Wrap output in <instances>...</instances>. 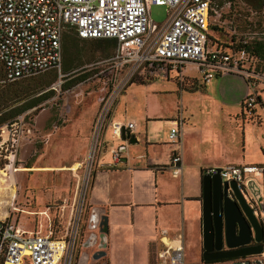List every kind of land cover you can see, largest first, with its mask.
<instances>
[{
  "label": "rangeland",
  "instance_id": "374dc122",
  "mask_svg": "<svg viewBox=\"0 0 264 264\" xmlns=\"http://www.w3.org/2000/svg\"><path fill=\"white\" fill-rule=\"evenodd\" d=\"M243 1L248 6L258 7L262 0ZM217 7H221L222 19L226 20L224 0H218ZM149 16L154 23L162 22L166 16L164 6L150 5ZM234 25L233 39L259 38V17L252 20L238 17ZM216 38L219 43H227L229 34L221 30ZM61 48L59 72L47 70L29 77L40 76L41 82L49 80L47 89H51V96L0 128V190L9 189L7 196H0V221L12 220L27 230L50 225L59 237L71 227L74 229L77 223L71 264H78L81 254L89 257L95 249V245L84 247L82 243L91 232L86 193L96 160V153L90 159L88 152L102 107L108 108L100 131L107 140V147L118 143L110 138L108 129L109 121L115 119L132 120L137 132L169 143L170 125L165 120L180 110L184 117L182 128L190 137L193 136L191 131L204 127L230 130L233 155L239 151L241 121L251 120L259 125L264 123V115L254 110L250 114L235 113L245 91L249 90L236 74L213 77L206 85L190 77L179 85L172 76L167 79L156 75L136 76L131 83L119 88L115 86L118 69L108 61L114 51V41L82 40L68 33L61 40ZM186 73L197 74L193 69H186ZM82 74V79L72 83L73 78ZM63 84L68 86L62 88ZM259 89L264 99V84H260ZM146 115L156 118L146 121ZM261 128L260 133L264 132V124ZM260 133L259 142L264 144ZM82 140H86V145L79 154L77 145ZM101 147L99 158L109 156L106 146ZM159 158L168 160L169 157L161 153ZM253 159L261 160L258 155ZM262 198L264 204V192ZM44 212L46 215L42 214ZM194 252L188 251V264H231V260L205 263L200 258L201 243L194 247ZM193 257L196 262L192 261ZM100 258L87 261L96 264ZM258 259L264 264V252Z\"/></svg>",
  "mask_w": 264,
  "mask_h": 264
},
{
  "label": "built area",
  "instance_id": "2783aa9c",
  "mask_svg": "<svg viewBox=\"0 0 264 264\" xmlns=\"http://www.w3.org/2000/svg\"><path fill=\"white\" fill-rule=\"evenodd\" d=\"M218 0H0V86L29 78L47 70L61 68V40L72 31L81 39H110L114 51L109 63L118 69L115 86L122 88L134 77L160 75L175 77L179 85L193 69L202 83L222 74L240 76L251 92L241 101L245 114L258 102V85L264 84V58L247 51L242 44L250 40L264 43V0L258 7L243 0H224L228 18L222 19ZM162 5L166 16L154 23L150 5ZM238 17H259V38L233 39ZM253 21V25H254ZM212 26L209 29V26ZM211 30V32H210ZM226 30L227 43L217 42L216 33ZM260 90V89H259ZM102 107L93 127L88 157L91 159L105 145L112 162L120 160L118 145L107 147L100 131L107 113ZM168 130L170 143L180 139L181 111ZM133 122L111 120L112 140H120L122 130H134ZM79 165V164H78ZM168 166L173 175L180 169V157L173 153ZM218 174L222 181H234L241 192H249L247 183L261 176V164L227 163L207 166L202 174ZM253 192L258 187L252 186ZM260 193V188H259ZM46 215V214H44ZM77 220V219H76ZM76 226L61 237L50 225L31 230L12 220L0 221V264H71ZM162 248L157 264H184L180 236L160 237Z\"/></svg>",
  "mask_w": 264,
  "mask_h": 264
},
{
  "label": "crops",
  "instance_id": "0c3cea01",
  "mask_svg": "<svg viewBox=\"0 0 264 264\" xmlns=\"http://www.w3.org/2000/svg\"><path fill=\"white\" fill-rule=\"evenodd\" d=\"M194 80L203 85L208 83L200 82L196 76ZM257 89L259 100L251 111L264 115V99L259 95V85ZM250 92V88L245 91L235 113H245L240 104ZM176 114L165 120L169 128ZM227 116L231 117V114ZM155 118L145 116L146 121ZM254 123L246 119L241 121L240 145L236 155H233L231 148L230 130L204 127L191 131L193 136L190 137L181 126L180 139L176 143H168L137 132L134 122L135 128L129 132L135 136L136 143L127 144L118 140V147L125 145L118 162H112L108 155L99 158L100 147L95 154V167L86 193L89 210L94 208L99 215L107 217L105 253L96 264H157V252L162 248L160 237L171 239L177 236L181 237L184 261L188 264V251L194 252V247L201 243L200 189L203 168L223 163L261 164L263 173L256 175L255 179L258 184L262 180L264 192V144L259 142L258 137L264 123ZM260 138L264 141V132L260 133ZM85 145L86 140L77 145L79 154L84 151ZM161 153H167L168 160H161ZM173 153H178L180 157V169L176 175L168 166ZM257 155L260 161L253 159ZM258 217L264 223V210ZM195 257L193 262H196Z\"/></svg>",
  "mask_w": 264,
  "mask_h": 264
},
{
  "label": "water",
  "instance_id": "95a60500",
  "mask_svg": "<svg viewBox=\"0 0 264 264\" xmlns=\"http://www.w3.org/2000/svg\"><path fill=\"white\" fill-rule=\"evenodd\" d=\"M120 138L127 144L136 143L135 136L128 130H122ZM118 150L120 153L124 152L125 145L119 146ZM255 185L258 189L253 192L251 187ZM247 186L252 195L258 194L257 207H259L261 201L259 186L253 179L247 183ZM260 211L250 206L244 193L234 181H222L217 173L213 175L203 173L200 189L201 259L213 261L261 255L264 225L258 217ZM88 228L91 232L82 246L95 245V249L89 257L87 254H81L78 264H85L88 258L97 260L105 253L107 217L104 214L99 215L94 208L91 209ZM231 264H258V260L255 262L234 260Z\"/></svg>",
  "mask_w": 264,
  "mask_h": 264
},
{
  "label": "trees",
  "instance_id": "16d2710c",
  "mask_svg": "<svg viewBox=\"0 0 264 264\" xmlns=\"http://www.w3.org/2000/svg\"><path fill=\"white\" fill-rule=\"evenodd\" d=\"M68 33H72L76 38H78L72 31L64 33L63 36ZM240 46H244V48L250 53L264 58V43H259V41L256 40H250L248 43L242 44ZM64 70L66 73L68 72L66 67L64 68ZM83 77V74L76 76L75 78H73L72 83L75 81H79ZM131 82L132 81H130V83ZM49 83V80L41 82L40 76H36L27 80H17V82L14 81L0 86V128L3 125H9L10 123L14 122L17 116L37 106L42 100L49 98L52 93L51 89H47ZM67 86L68 84H63L62 88H65ZM29 95L32 96L26 99ZM241 106L242 105L240 104V107ZM204 262L210 263L215 261L213 260Z\"/></svg>",
  "mask_w": 264,
  "mask_h": 264
},
{
  "label": "flooded vegetation",
  "instance_id": "af4514ba",
  "mask_svg": "<svg viewBox=\"0 0 264 264\" xmlns=\"http://www.w3.org/2000/svg\"><path fill=\"white\" fill-rule=\"evenodd\" d=\"M259 188H260L259 195H261V201H259V207H257V199L252 197L249 192H245L244 195H245L248 203L250 204V206H252L254 208V210H257V211L261 210L262 211V210H264V204H263V198H262L263 197L262 182H259ZM260 212H259L258 216H260ZM251 243L254 244L253 242H251ZM261 243H262L263 252H264V240ZM74 248H75V246H73V251H74ZM222 248L224 249L225 247H222ZM200 255H201V252H200ZM258 258H259V255H255V256H244V257H237V258H231V259H228V258L227 259H220V260H214V261L218 262V261H223V260H231V263H232L234 260H241V261L248 260L249 262H255L256 260H258V264H263L261 262V260H259ZM87 260H86L85 264H89V262Z\"/></svg>",
  "mask_w": 264,
  "mask_h": 264
},
{
  "label": "bare ground",
  "instance_id": "6f19581e",
  "mask_svg": "<svg viewBox=\"0 0 264 264\" xmlns=\"http://www.w3.org/2000/svg\"><path fill=\"white\" fill-rule=\"evenodd\" d=\"M260 178V177H259ZM8 193H9V189H4V188H2L1 190H0V196H7L8 195ZM42 214H45V212L44 213H42ZM5 264H10V263H5Z\"/></svg>",
  "mask_w": 264,
  "mask_h": 264
}]
</instances>
